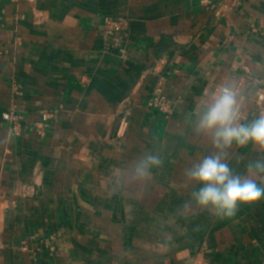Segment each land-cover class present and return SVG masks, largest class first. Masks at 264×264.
Masks as SVG:
<instances>
[{"label": "crops", "instance_id": "obj_1", "mask_svg": "<svg viewBox=\"0 0 264 264\" xmlns=\"http://www.w3.org/2000/svg\"><path fill=\"white\" fill-rule=\"evenodd\" d=\"M160 78L168 119L148 106ZM223 85L238 92L242 122L264 113V0H0V264H264V202L220 220L184 176L216 151L194 128ZM149 154L163 166L127 183ZM261 155L234 145L227 159L244 175ZM127 185L164 192L154 223L127 208ZM175 201L187 204L176 243L158 224L173 223Z\"/></svg>", "mask_w": 264, "mask_h": 264}, {"label": "clouds", "instance_id": "obj_2", "mask_svg": "<svg viewBox=\"0 0 264 264\" xmlns=\"http://www.w3.org/2000/svg\"><path fill=\"white\" fill-rule=\"evenodd\" d=\"M238 92L231 86H220L211 94L198 116L194 132L206 136L216 150L184 170L189 183L200 187L191 193L197 206L211 211L218 219L234 218L241 206L264 202V113L242 122ZM251 144L261 156L246 165L244 175L233 171L228 163V150L234 145ZM158 155H145L133 162L124 173L129 184H143L152 178V169L163 166Z\"/></svg>", "mask_w": 264, "mask_h": 264}, {"label": "rangeland", "instance_id": "obj_3", "mask_svg": "<svg viewBox=\"0 0 264 264\" xmlns=\"http://www.w3.org/2000/svg\"><path fill=\"white\" fill-rule=\"evenodd\" d=\"M206 3V2H205ZM105 25L111 29H114L116 31L118 30H121L125 27V23L124 22H121V21H116L114 20L113 18L111 17H107L105 18ZM161 89V92H158V89ZM159 93H161L162 95L166 96L171 104H172V109L169 113H165V112H162L160 111L157 107H155L153 105V100L157 97H159ZM148 106L159 112L161 115L164 116L165 119H168L171 117L172 113H173V110H174V107H173V102L172 100L166 95V92H165V89H164V79L163 78H160V80L158 81L154 91H153V95L150 97L149 101H148ZM58 112L57 114L59 113V111L61 109H57ZM128 110V109H127ZM125 117L122 118L121 120V126H120V130H124L127 131L128 127H129V114H130V111H127L125 112ZM178 188H181V187H178ZM152 189V190H151ZM154 189V191H153ZM126 193L127 195H129V197L131 198L130 201H128L126 203V206L128 209L132 210V211H141V216H140V222L142 223V225H145V224H150V223H154V217L152 216H149L148 214H150V212L152 211L151 208H157V210L159 209V207H161L162 211L164 210V208L166 207V202L165 201H159V202H156V201H153L152 198L154 196V193H158V194H161L164 192L161 190L160 187H148V186H137V187H134V186H128L126 187ZM139 197L141 198L142 201L139 200ZM136 199V200H135ZM114 205V207L117 206V202H113L111 203ZM194 203H190L189 205V209H190V214L192 215L194 213V211L191 209V206L193 205ZM170 207L168 206L169 208V212L173 215V223H171L170 221H168L167 223H165L166 219L165 217H160L161 214H159V220H158V224L159 225H163V227H166L169 225H171L173 228H174V242H178L177 240L181 238V236L183 235L182 232H181V229L182 227L185 225V219H183L182 215H183V211L185 209V205H187L186 203H183V202H179V201H175L173 202V205L172 203H170ZM196 205V203H195ZM117 208V207H116ZM167 209V208H166ZM137 215V213H136ZM136 219V220H137ZM135 220V221H136ZM191 222V221H190ZM192 224V222L190 223ZM148 236V235H147ZM164 236V237H163ZM162 236V238H165V234ZM176 245H179V244H175V253L178 252L177 251V248H176Z\"/></svg>", "mask_w": 264, "mask_h": 264}, {"label": "built area", "instance_id": "obj_4", "mask_svg": "<svg viewBox=\"0 0 264 264\" xmlns=\"http://www.w3.org/2000/svg\"><path fill=\"white\" fill-rule=\"evenodd\" d=\"M206 2V4L208 5H212L213 4V0H204V3ZM158 92H161V89H158ZM159 97L155 98L153 100V105L155 107H157L160 111L165 112V113H169L172 109V104L170 102V100L162 95L161 93H159ZM58 110H53V111H45L43 113V123H41V125H39L38 127V132L42 135L46 129V124L47 122L56 116ZM13 129L15 130L16 133H19L20 131V126H22L19 122V120L17 118H13ZM1 213H0V222H1Z\"/></svg>", "mask_w": 264, "mask_h": 264}]
</instances>
